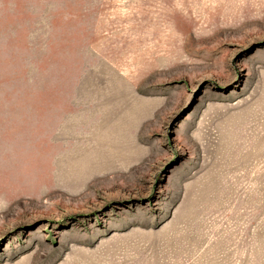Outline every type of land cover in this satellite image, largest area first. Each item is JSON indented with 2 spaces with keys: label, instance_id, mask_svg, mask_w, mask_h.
<instances>
[{
  "label": "rangeland",
  "instance_id": "374dc122",
  "mask_svg": "<svg viewBox=\"0 0 264 264\" xmlns=\"http://www.w3.org/2000/svg\"><path fill=\"white\" fill-rule=\"evenodd\" d=\"M0 234V264H264V0H0Z\"/></svg>",
  "mask_w": 264,
  "mask_h": 264
},
{
  "label": "bare ground",
  "instance_id": "6f19581e",
  "mask_svg": "<svg viewBox=\"0 0 264 264\" xmlns=\"http://www.w3.org/2000/svg\"><path fill=\"white\" fill-rule=\"evenodd\" d=\"M109 169V168H108ZM90 169H86L85 171H86V173H88V171H89ZM100 170H102V171H105L104 169H100ZM1 235V234H0Z\"/></svg>",
  "mask_w": 264,
  "mask_h": 264
}]
</instances>
